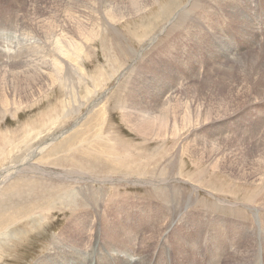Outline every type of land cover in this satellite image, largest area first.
<instances>
[{
  "label": "rangeland",
  "instance_id": "obj_1",
  "mask_svg": "<svg viewBox=\"0 0 264 264\" xmlns=\"http://www.w3.org/2000/svg\"><path fill=\"white\" fill-rule=\"evenodd\" d=\"M263 3L0 0V264H263Z\"/></svg>",
  "mask_w": 264,
  "mask_h": 264
},
{
  "label": "bare ground",
  "instance_id": "obj_2",
  "mask_svg": "<svg viewBox=\"0 0 264 264\" xmlns=\"http://www.w3.org/2000/svg\"><path fill=\"white\" fill-rule=\"evenodd\" d=\"M222 1V0H221ZM215 1H213V3H214ZM263 2H264V0H263ZM215 4V3H214ZM197 5V4H196ZM256 8H257V14L259 15V16H261L262 17V15H263V13H262V11H264V3L263 4H260V7H258V4L255 6ZM195 9V8H194ZM197 10V9H196ZM222 11V10H221ZM230 12V11H229ZM231 13V12H230ZM256 14V21L260 24V25H262L260 22H259V19H258V15ZM220 17H221V15H220ZM183 20V19H182ZM206 20H207V18H206ZM210 20V19H209ZM222 20V19H221ZM250 21V20H249ZM211 22V21H210ZM214 23V22H213ZM252 29V28H251ZM264 35V34H263ZM32 36V35H31ZM223 38V37H222ZM226 39V38H225ZM29 40V39H28ZM259 42V41H258ZM257 42V43H258ZM262 44V43H261ZM53 47V46H52ZM262 48V47H261ZM260 48V49H261ZM54 50V49H53ZM48 53V52H47ZM216 61V60H215ZM77 63V62H76ZM221 66V65H220ZM230 66V65H229ZM229 76V75H228ZM210 87V86H209ZM53 112H55V111H53ZM46 113V112H45ZM59 112L57 111V114H58ZM45 116V115H44ZM49 116H50V113H49ZM54 116H56V115H54ZM61 116V115H60ZM58 117V116H57ZM57 117H55V118H57ZM43 119V118H42ZM40 120H41V118H40ZM44 120H46V118H44ZM43 120H41V122H42ZM49 121V120H48ZM39 123V122H38ZM49 123V122H48ZM35 124L37 125V123L35 122ZM47 125V124H46ZM36 127V126H35ZM38 127V126H37ZM45 127V126H44ZM32 128H34V126L32 127ZM39 129V128H38ZM41 130H42V127H41ZM30 132V131H29ZM42 134V133H41ZM41 134H39V135H41ZM17 135V134H16ZM16 135L14 136V138L16 137ZM19 135V134H18ZM21 135V134H20ZM19 135V136H20ZM3 137H4V135H1L0 136V138H1V140H2V143H5V141L3 140ZM9 137V136H8ZM58 138V137H57ZM56 139V138H55ZM9 140V139H8ZM55 141V140H54ZM206 142V141H205ZM54 143V142H53ZM5 144H7V143H5ZM50 144H52V143H50ZM12 145V144H11ZM49 145V144H48ZM59 145V144H58ZM52 146V145H51ZM50 146V147H51ZM4 147V146H3ZM6 147V146H5ZM8 147V146H7ZM56 150H60V148L59 149H56ZM53 153V152H52ZM30 154V153H29ZM33 154V153H32ZM49 154V153H48ZM47 156V155H46ZM51 159V158H50ZM49 162V161H48ZM39 163V162H38ZM42 164H44V161H43V163ZM49 164V163H48ZM47 164V165H48ZM28 165V164H27ZM46 166V165H45ZM26 167V166H25ZM55 167H61V166H57V165H55ZM17 168V167H16ZM44 168V167H43ZM17 172H18V170H17ZM38 172V171H37ZM45 174V173H44ZM37 179V178H36ZM31 180V179H30ZM39 181V180H38ZM25 182V181H24ZM40 182V181H39ZM18 183V182H17ZM21 183V182H20ZM15 185V184H14ZM22 185V184H21ZM23 186V185H22ZM60 186V185H59ZM64 186V185H63ZM69 185H67V187H68ZM22 188V187H21ZM15 189V191L17 192L18 191V188L16 187V188H14ZM13 188H12V190H14ZM27 188H25V190H26ZM59 189V188H58ZM40 190V189H39ZM10 191V190H9ZM14 191V192H15ZM29 191V190H28ZM40 191H42V192H40V193H38V194H36L34 197H35V199L34 200H37V201H35V202H33V204H34V211H35V213H34V225L35 226H38V227H42L43 226V224H44V222H45V220L47 219V216H49V215H54L53 214V212L54 211H64V210H61V209H59V207L57 208V206L59 205V206H61V207H64V208H66V209H69L70 207H72V206H74L75 208L74 209H76L77 207H76V205H73V204H71L70 202H68L67 200H65V197L63 196V195H60V192H58L59 190H57L56 188H54V187H52V186H47V185H44V187H43V189H41ZM6 192V191H5ZM22 192V191H21ZM73 194V193H72ZM72 194H71V196H72ZM105 194L104 193H102V194H100V197L102 198V196L103 197H107V194H106V196H104ZM68 196V195H67ZM66 196V197H67ZM81 196H83V195H79V193L77 194V195H73L72 197H71V200L72 201H75L76 200V202L77 203H79V204H81V203H83V201H85L86 203H87V201H88V204L90 205V204H92V205H90L89 207H91L92 206V208L96 205L95 203H94V199H96V198H99V196L96 194V198L94 197V195H90V199L89 200H87L86 198H82ZM69 197H70V195H69ZM28 198V197H27ZM101 198H99V199H101ZM29 199V198H28ZM67 199H68V197H67ZM69 200H70V198H69ZM71 201V202H72ZM99 201V200H98ZM101 201V200H100ZM101 202H103V200L101 201ZM113 202V201H112ZM111 202V203H112ZM5 203H8V201L7 202H5ZM73 203V202H72ZM100 204V203H99ZM10 205H13V204H10ZM87 206V205H86ZM88 207V206H87ZM88 207V208H89ZM107 207H109V206H107ZM11 208H13V207H11ZM87 208V209H88ZM2 210H5V209H3V208H1ZM18 209V208H17ZM82 209V208H81ZM86 209V208H85ZM84 208H83V210H78V211H80V212H78V214L79 213H81V212H84V210H85ZM107 209V208H106ZM23 210V209H22ZM9 211V210H8ZM21 210H19V212H20ZM75 211H77V210H75ZM5 212V211H4ZM3 212V213H4ZM11 212H13V209H11ZM18 212V211H17ZM74 212V211H73ZM76 213V212H75ZM14 214H15V212H14ZM11 215V214H10ZM74 215V214H73ZM18 216V215H17ZM32 219V218H31ZM22 220V219H21ZM5 221V215H3V214H0V223H3ZM27 221V220H26ZM21 222V221H20ZM24 222V221H23ZM26 223V222H25ZM173 223V222H172ZM16 224V223H15ZM31 224V223H30ZM69 225V224H68ZM10 227H11V225H10ZM18 228V227H17ZM43 228V227H42ZM8 229H9V227H8ZM0 236H1V234H0ZM182 236V235H181ZM7 237H8V235H7ZM6 237V238H7ZM184 238V237H183ZM187 238V237H186ZM9 239V238H8ZM184 240H185V238H184ZM9 241V240H8ZM263 241V240H262ZM249 244V243H248ZM246 245H247V243H246ZM250 245V244H249ZM252 246V245H251ZM255 247H256V245H255ZM252 248V247H251ZM254 249H256V248H254ZM263 250H264V244H263V248H262ZM50 251V250H49ZM257 251V250H256ZM108 252V251H107ZM260 253V252H259ZM185 254V253H184ZM204 254V253H203ZM237 254V253H236ZM235 254V255H236ZM248 254V253H247ZM242 255L244 256V255H246V254H244V253H242ZM263 255H264V253H263ZM243 258V257H242ZM255 259V258H254ZM173 260V264H183V263H181V262H178V261H175L173 258H172V256L171 255H169L165 260H162V261H160V262H165L166 264H169L171 261ZM159 261H156V262H158L159 263ZM163 262V263H164ZM243 263L242 264H248L249 263V261L248 260H244V261H242ZM252 262V261H251ZM263 262H264V260H263ZM155 263V260L152 262V264H154ZM202 264H209V263H204V262H202ZM235 264H241V262H238V263H235ZM264 264V263H263Z\"/></svg>",
  "mask_w": 264,
  "mask_h": 264
}]
</instances>
